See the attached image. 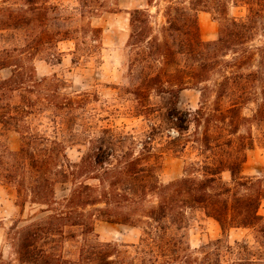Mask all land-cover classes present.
Masks as SVG:
<instances>
[{
	"label": "trees",
	"instance_id": "trees-1",
	"mask_svg": "<svg viewBox=\"0 0 264 264\" xmlns=\"http://www.w3.org/2000/svg\"><path fill=\"white\" fill-rule=\"evenodd\" d=\"M216 1L221 26L217 39L209 41L201 38L198 11L211 12L212 0L169 2L159 34L153 32L148 8L129 11L131 29L125 48L131 54L130 92L136 99H149L152 91L168 94V113L175 119L179 135L187 133L192 122L201 127L205 117L198 149L201 159L167 183L160 182V165L147 144L137 145L131 136L115 133L110 127H101L100 134L90 137V147L79 161L69 159L67 148L78 136L72 126L78 125L86 99L70 96L55 75L40 77L34 59L46 46L76 41L72 35L76 18L63 16L60 6L51 0H24L17 10L0 7V31L22 32L14 45L9 44L10 38L2 37L4 46L0 48V71L10 70L7 77H0V123L22 135L19 150L0 152V181L16 187L23 210L29 202L37 207V216L43 215L20 228L17 223L12 227L20 264L263 262L262 254L252 252L247 241L232 243L229 235L235 228L261 225L258 232L264 239L260 213L264 175L243 174L245 150L252 137L240 133L241 126L264 119V98L259 103L255 88L264 72L251 69L257 55L264 58V43L252 44L264 37V0H233L246 7L244 17L229 16L227 3ZM155 2L147 0L149 6ZM97 3L99 0H78L76 10L86 35L82 40L88 45L86 50L103 47L102 28L93 26L91 20L85 23L98 11ZM82 49L77 42L75 52ZM72 63L78 60L73 58ZM215 72L221 78L212 90L210 112L202 106L195 113L179 110L181 92L195 88L204 95L205 89L199 86L210 81ZM225 100L229 105H223ZM249 102L258 104L252 117L242 112ZM38 126L43 130H37ZM225 172L230 174L229 180L223 177ZM57 186L67 191L61 198ZM192 210L214 219L222 236L199 249L192 248L187 233ZM97 220L141 227L139 243L129 250L97 241ZM72 228L79 229L82 237L77 258L65 257L58 239Z\"/></svg>",
	"mask_w": 264,
	"mask_h": 264
},
{
	"label": "rangeland",
	"instance_id": "rangeland-1",
	"mask_svg": "<svg viewBox=\"0 0 264 264\" xmlns=\"http://www.w3.org/2000/svg\"><path fill=\"white\" fill-rule=\"evenodd\" d=\"M60 6L63 16L72 15L76 18L72 22L75 40L59 42L57 47L46 46L34 59L37 74L40 77L57 76L65 85L64 91L72 97L80 96L85 100V105L79 110L78 125L70 122L78 136L76 142H72L67 148V155L71 161H79L83 153L90 147V137L99 133V128L110 127L115 133L129 135L135 143L147 144L152 154L160 165L159 179L161 183L181 177L184 169L193 161L201 159L199 148L203 136L204 118L201 127L196 122L190 124L189 130L179 135L175 119L168 113L171 105L168 94L151 92L148 99H136L130 92L133 88L129 83V65L131 54L125 45L130 34V13L136 8H148L152 14L153 32L159 34L161 26L166 22L164 9L169 2H184L189 0H156L151 8L147 7V0H99L98 11L85 23L92 21L93 26L101 27L102 49L96 51L86 50L82 43L86 37L81 29L78 0H51ZM227 3V13L231 17H244L246 7L233 0H223ZM24 0H0V7H10L17 10L22 7ZM211 12L198 11V23L201 38L205 41L215 40L219 35L221 26V13L216 0L211 2ZM121 9L118 12L116 10ZM95 15V16H94ZM22 32L14 30L0 31V48L4 46L3 38H10V45L17 44V38ZM109 39L110 45H105L103 37ZM127 40L123 42V39ZM77 42L83 49L75 52ZM123 42V44H121ZM264 37H258L252 42L254 46H262ZM49 47V48H48ZM61 52V53H58ZM54 54V57L52 56ZM264 56V52H262ZM78 60L77 64L72 59ZM251 69L264 72V58L256 56ZM247 70V69H246ZM9 69L0 71V77H7ZM221 76L218 72L211 74V80L202 83L199 87L205 89L204 95L198 89H185L181 92L177 107L184 112H194L202 106L206 113L210 112L214 105L212 90ZM260 103L264 98V79L255 85ZM210 89V90H209ZM88 94V95H85ZM225 100L223 105H229ZM257 102H249L242 110L243 115L252 117L257 108ZM206 116V115H205ZM38 121L34 125H38ZM37 130H43L38 126ZM240 133L251 136V146L245 150L246 161L242 166V172L247 176L264 175V119L253 120L240 127ZM131 139V140H132ZM22 145V135L11 126L0 123V152L4 149L16 151ZM129 142L124 145L126 149ZM136 145V144H135ZM136 145V149L139 147ZM127 146V147H126ZM226 180L230 179L228 172L223 173ZM57 197L61 198L67 193L57 186ZM15 186L0 181V264H20L18 255V240L14 237L12 227L17 223L18 227L25 226L30 220H37L41 216L35 213L37 207L29 202L25 210L19 205ZM25 199V198H24ZM23 199V200H24ZM260 213L264 217V201L260 207ZM189 227L187 229L189 244L194 249H199L210 240L222 236L219 224L207 217L201 210H192L188 213ZM262 224H264V219ZM257 228L234 230L229 235V241L245 240L251 246L252 252L262 254L264 257V239ZM143 229L131 225L112 223L104 220L95 222V236L97 241L104 243H116L121 248L133 250L132 245L138 244ZM61 249L67 258H77L82 244L79 229H67L65 237H58ZM61 240V241H60ZM259 240L261 242H259ZM261 264H264V260Z\"/></svg>",
	"mask_w": 264,
	"mask_h": 264
},
{
	"label": "crops",
	"instance_id": "crops-1",
	"mask_svg": "<svg viewBox=\"0 0 264 264\" xmlns=\"http://www.w3.org/2000/svg\"><path fill=\"white\" fill-rule=\"evenodd\" d=\"M147 7H149V8H151L149 5H148V3H147V5H146ZM127 37L128 36H125V38L123 39V42H125L126 40H127ZM103 41H104V43H105V45H110V43H109V39L106 37V35H104V37H103ZM123 42H121V44H123ZM239 229H248V228H235V229H232L231 231H230V233H232V231H236V230H239Z\"/></svg>",
	"mask_w": 264,
	"mask_h": 264
}]
</instances>
